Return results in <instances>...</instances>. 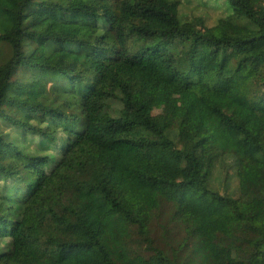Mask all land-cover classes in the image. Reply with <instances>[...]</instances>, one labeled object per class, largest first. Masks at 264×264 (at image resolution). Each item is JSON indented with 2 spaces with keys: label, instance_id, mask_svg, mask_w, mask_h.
I'll list each match as a JSON object with an SVG mask.
<instances>
[{
  "label": "trees",
  "instance_id": "1",
  "mask_svg": "<svg viewBox=\"0 0 264 264\" xmlns=\"http://www.w3.org/2000/svg\"><path fill=\"white\" fill-rule=\"evenodd\" d=\"M201 45L234 67L225 90L179 75V54ZM162 98L167 125L154 117ZM254 99L264 0L0 6V264H264ZM196 187L224 213L185 218L167 191Z\"/></svg>",
  "mask_w": 264,
  "mask_h": 264
},
{
  "label": "rangeland",
  "instance_id": "2",
  "mask_svg": "<svg viewBox=\"0 0 264 264\" xmlns=\"http://www.w3.org/2000/svg\"><path fill=\"white\" fill-rule=\"evenodd\" d=\"M14 1L15 0H1L0 6L9 8L13 6ZM233 68V66H230L226 71L222 72L219 66V59L214 58L213 55L210 54L209 48L201 45L194 57L186 49H183V53L179 54V65L177 70L183 79L193 81L202 80L215 85L219 90H225V82L230 77L228 71ZM250 96L251 98H255L254 93H250ZM153 103V101L149 102L150 105H153ZM251 105L254 109L264 108V100L257 103L254 99L251 102ZM154 108H158L154 117L161 124L167 125V123L173 119L172 117L175 112V107L172 104L169 105L166 99H160L154 105ZM190 108L192 111L200 115L206 114V110L200 104L196 96H191ZM110 109H115V114L119 115V104H110ZM239 119L247 123L249 126H252L254 122L250 113H241ZM167 193L170 197L175 198L183 207L184 217L187 219H193L198 215L220 216L226 209L224 203H218L217 198L212 195L206 196V193H204L200 187L194 188L188 194H182L173 189H169Z\"/></svg>",
  "mask_w": 264,
  "mask_h": 264
}]
</instances>
